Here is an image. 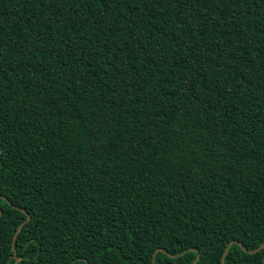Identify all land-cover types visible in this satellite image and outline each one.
Returning a JSON list of instances; mask_svg holds the SVG:
<instances>
[{
	"label": "trees",
	"instance_id": "1",
	"mask_svg": "<svg viewBox=\"0 0 264 264\" xmlns=\"http://www.w3.org/2000/svg\"><path fill=\"white\" fill-rule=\"evenodd\" d=\"M0 191V264H264V0H0Z\"/></svg>",
	"mask_w": 264,
	"mask_h": 264
},
{
	"label": "water",
	"instance_id": "2",
	"mask_svg": "<svg viewBox=\"0 0 264 264\" xmlns=\"http://www.w3.org/2000/svg\"><path fill=\"white\" fill-rule=\"evenodd\" d=\"M0 214H1V211H0ZM29 219H30V216L27 215V219H26V221L23 222V223H21V224L19 225V227L17 228V231H16V233H15V235H14L13 242H14V240H15V237H16L17 233L20 231L21 227L23 226V224H25L27 221H29ZM229 245H231V243H229V244L227 245V247H226V249H225V251H224V254H223L222 258H221V261H222L223 264H224V257H225V254L227 253V251H228V249H229ZM263 246H264V245L260 246V247L258 248V250L261 249ZM193 249H195V248H193ZM15 259H16L15 264H18L19 259H18L16 256H15ZM198 259H199V253H198L196 259L193 261L192 264H194L195 262H197Z\"/></svg>",
	"mask_w": 264,
	"mask_h": 264
},
{
	"label": "snow or ice",
	"instance_id": "3",
	"mask_svg": "<svg viewBox=\"0 0 264 264\" xmlns=\"http://www.w3.org/2000/svg\"><path fill=\"white\" fill-rule=\"evenodd\" d=\"M4 192L0 191V206H2V198L4 197ZM229 247H231V245H229Z\"/></svg>",
	"mask_w": 264,
	"mask_h": 264
}]
</instances>
